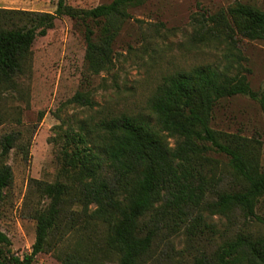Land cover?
<instances>
[{"label": "trees", "instance_id": "16d2710c", "mask_svg": "<svg viewBox=\"0 0 264 264\" xmlns=\"http://www.w3.org/2000/svg\"><path fill=\"white\" fill-rule=\"evenodd\" d=\"M146 1L111 0L79 8L57 0L54 12L0 8V81H14L22 74L37 37L46 36L63 16L85 27L89 70L110 69L114 43L131 16L129 9ZM198 22V36L223 45L232 54L238 49V35L264 39V9L249 3L236 1ZM230 65L202 64L164 75L149 100L148 114L123 113L93 127L65 130L59 160L66 181L38 182L46 202L34 212L32 250L8 257L3 246H10L11 241L0 231V263L33 264L60 225L73 186L86 209L96 205L92 212L82 213L81 226L89 228L100 220L107 233L99 244L94 239H78L59 256L61 264H148L162 230L176 232L186 226L193 235L202 224L208 227L202 223L205 210L228 219L241 215L245 222L256 220L264 225L256 212L264 196L260 142L211 125L215 107L225 97L246 95L264 109V86L254 90L241 70L228 73ZM73 100L92 105L83 92H77ZM16 138L15 133L3 136L2 154L11 150ZM214 154L227 158L233 180L217 174ZM12 180L11 166L1 164L0 201ZM153 209L154 217L147 220ZM245 227L231 232L213 250L199 252L193 264H264V230L258 233Z\"/></svg>", "mask_w": 264, "mask_h": 264}, {"label": "rangeland", "instance_id": "374dc122", "mask_svg": "<svg viewBox=\"0 0 264 264\" xmlns=\"http://www.w3.org/2000/svg\"><path fill=\"white\" fill-rule=\"evenodd\" d=\"M110 1L67 0L79 8ZM236 1L264 9V0H147L130 8L131 16L123 23L114 43V62L110 69L100 73L88 68L85 27L81 22L63 16L46 36L37 37L22 74L14 81H0V165L7 163L13 171V180L0 201V231L11 241L10 246H3L8 257L23 256L32 250L36 238L34 212L46 202L38 191V182L66 181L59 160L65 130L93 127L102 119L123 113L148 114L149 100L163 76L196 65L222 68L231 63L227 68L229 74L241 70L254 90L263 88L264 39L250 40L238 35V49L232 54L223 45L207 43L196 34L198 21ZM56 3L57 0H0V8L54 12ZM77 92L86 93L92 105L74 101ZM213 115L214 129L258 139L264 170L261 104L246 95L229 96L218 101ZM9 133H15L17 138L4 155L1 141ZM211 156L217 174L233 180L226 166L227 158ZM69 182L73 186L74 181ZM161 202L156 205L159 207ZM95 208L91 204L86 209L78 202L77 188L73 186L60 225L33 264H61L59 256L70 251L78 239H94L99 244L107 233L106 224L97 220L89 228L81 226L82 213ZM155 212L153 209L147 220ZM256 212L264 218V196ZM202 213V223L208 227L202 224L193 235L186 226L176 232L162 230L148 264H193L195 255L213 250L241 226L252 232L264 230L258 221L245 222L241 215L228 219L208 210ZM166 233L169 235L165 237ZM86 248L84 245V252Z\"/></svg>", "mask_w": 264, "mask_h": 264}, {"label": "water", "instance_id": "95a60500", "mask_svg": "<svg viewBox=\"0 0 264 264\" xmlns=\"http://www.w3.org/2000/svg\"><path fill=\"white\" fill-rule=\"evenodd\" d=\"M1 264V263H0Z\"/></svg>", "mask_w": 264, "mask_h": 264}]
</instances>
